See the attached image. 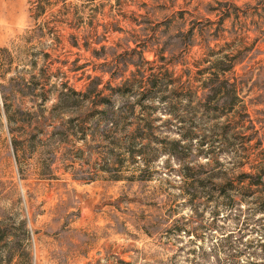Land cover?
Listing matches in <instances>:
<instances>
[{
	"label": "rangeland",
	"instance_id": "rangeland-1",
	"mask_svg": "<svg viewBox=\"0 0 264 264\" xmlns=\"http://www.w3.org/2000/svg\"><path fill=\"white\" fill-rule=\"evenodd\" d=\"M223 55L235 94L207 104ZM87 89L78 108L60 95ZM244 174L264 176V0H0V225L22 240L0 264H230L220 237L264 228Z\"/></svg>",
	"mask_w": 264,
	"mask_h": 264
},
{
	"label": "trees",
	"instance_id": "trees-1",
	"mask_svg": "<svg viewBox=\"0 0 264 264\" xmlns=\"http://www.w3.org/2000/svg\"><path fill=\"white\" fill-rule=\"evenodd\" d=\"M205 63H207V66L201 71V74H206L208 76L201 77L199 80V87L205 91V98H207V101H205L207 104L210 102V100L216 99L217 96L222 95L223 93L229 94L230 90L232 92V95L235 94V85L233 83H230L228 79L224 78V75L227 72H230L233 67L236 65L237 62L231 61V59H228L227 55H223L221 57H217L214 60H205ZM150 77V76H149ZM158 80H160L158 82ZM162 78H156L153 80H150L149 78L144 83V91L141 93V96L143 99L152 100L153 98H157L160 103H165L166 98L165 97H159L155 95H162L166 91V86L164 85V88L162 87ZM160 83V84H159ZM224 89V90H223ZM119 92V90L117 91ZM90 90H86L85 92H76L71 90L70 93H61L60 95L63 96V101L67 103L69 100H72V97H77L78 102L75 100L76 108H78L79 105H81L83 102H88L90 100ZM155 94V95H154ZM151 95H154L151 97ZM92 99V98H91ZM105 103H110L109 99H105ZM217 103H222L221 101H218ZM215 109V108H213ZM5 114V120L7 123V127L9 129L10 126L14 122V119L12 116L9 115V112L7 111V108L4 110ZM11 130V129H10ZM134 134L136 138L140 140H147L148 144H150L151 141H149V137L152 134L151 128L147 124L139 125L135 128ZM185 137V136H184ZM17 141L12 139V149L14 152H18L19 148L16 145ZM159 143H165L167 145H171V147L174 149L183 150L184 147L182 146L180 140H164L160 141ZM200 146H203V141H200ZM147 145L140 144L139 148L134 152L136 156H143L144 150ZM181 150V151H182ZM132 150L129 152L131 153ZM166 154H173V151H166ZM181 153V152H177ZM133 155V156H135ZM201 166H199L198 170H200ZM185 175L181 174V177L183 178ZM192 181L188 184V188L186 190V194L189 195V201H192V198L194 197V190H195V183L200 181L199 176L196 174L194 176H191ZM245 179H249L250 183L249 185H264V176H261L259 174H244L240 177L238 180L239 183L243 182ZM229 190V188H226L225 185L221 186V197L225 198L226 193ZM226 191V193H225ZM228 197V196H227ZM258 202L257 207L254 209V213H259L262 215L260 218L256 219L255 222H263L262 226H264V196H259L256 198ZM24 222L20 223L19 228H23ZM257 234L258 238H252V239H246L243 240L244 234L240 232V229L237 231V233L229 232L225 236H221L219 239V242L212 246V251L214 252H221L226 257L224 260L229 261L230 264H236L238 261H234L238 256H240L243 253L247 254V259L245 261L242 260L241 264H253L251 263L252 256L260 255L262 258V264H264V228L261 230L259 229H251ZM22 241V240H21ZM19 238L10 239L9 232L7 229V225L5 224L3 227L0 225V244L7 248V252L9 251L7 258H5V261L9 262L12 257L13 249L19 248L21 246V242ZM254 247V248H253ZM253 248V249H251ZM255 248H259V252L255 250ZM203 255L205 252L202 253ZM207 254V253H206Z\"/></svg>",
	"mask_w": 264,
	"mask_h": 264
}]
</instances>
